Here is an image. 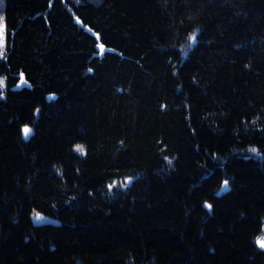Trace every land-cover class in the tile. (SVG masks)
Returning <instances> with one entry per match:
<instances>
[{"label": "trees", "instance_id": "16d2710c", "mask_svg": "<svg viewBox=\"0 0 264 264\" xmlns=\"http://www.w3.org/2000/svg\"><path fill=\"white\" fill-rule=\"evenodd\" d=\"M0 22V264H264V0Z\"/></svg>", "mask_w": 264, "mask_h": 264}, {"label": "snow or ice", "instance_id": "6c2138e0", "mask_svg": "<svg viewBox=\"0 0 264 264\" xmlns=\"http://www.w3.org/2000/svg\"><path fill=\"white\" fill-rule=\"evenodd\" d=\"M193 39H194V37H193ZM2 46H3V33H2V29H0V48H2ZM101 49L103 50V46L102 45H101ZM29 132H30V129L25 127V129H24L25 135H28ZM226 183L227 182H225V184ZM37 218L39 219V216H37ZM258 243L260 244L261 247H264V239L258 241Z\"/></svg>", "mask_w": 264, "mask_h": 264}, {"label": "rangeland", "instance_id": "374dc122", "mask_svg": "<svg viewBox=\"0 0 264 264\" xmlns=\"http://www.w3.org/2000/svg\"><path fill=\"white\" fill-rule=\"evenodd\" d=\"M0 29H2V33H3V42H4V26L3 23L0 22ZM1 49V48H0ZM2 83V79L0 80V84ZM264 239V221H263V228L262 231L255 237V240L257 242V244L260 246V244L258 243V241Z\"/></svg>", "mask_w": 264, "mask_h": 264}]
</instances>
